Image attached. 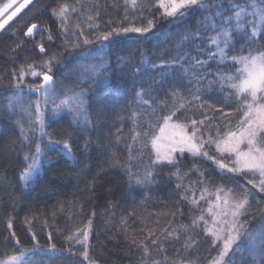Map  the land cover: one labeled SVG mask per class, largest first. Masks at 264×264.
I'll list each match as a JSON object with an SVG mask.
<instances>
[{
	"label": "trees",
	"instance_id": "trees-1",
	"mask_svg": "<svg viewBox=\"0 0 264 264\" xmlns=\"http://www.w3.org/2000/svg\"><path fill=\"white\" fill-rule=\"evenodd\" d=\"M8 1L0 0V6ZM229 2L240 7L229 8ZM250 3L225 0V10L215 20L218 27L203 31V39L189 40L179 48L185 31L194 32L198 19L220 9L213 7L175 26L162 27V0H135V4L132 0H33L0 32V264L37 244L41 248L55 245L61 253L28 252L40 264H209L222 248L207 231V198H197L220 193L239 201L245 189L254 193L247 197L248 205L239 220L248 231L232 256L252 264L247 237L260 227L264 191L247 181L258 183L261 177L259 173L240 175L220 169L217 161L231 165L233 158L220 155L215 148L227 130L239 127L247 110L232 88L240 77L230 58L264 52V22L255 37L257 43L244 44L237 38L235 13L241 7L251 8ZM255 3L264 7V0ZM60 5L71 6L66 17L53 15ZM228 16L232 17L230 24L223 23V17ZM148 21H153L155 36L148 40L135 33L121 37L106 57L110 67L97 66L100 74L107 71L110 76L88 94L86 120L75 112L79 104L76 93L88 89L92 80L76 79L77 60H67V67L58 72V65L53 68L56 94L29 89V85L43 83L42 74L48 71L43 62L54 53L63 56L64 40L76 39L74 25H79L75 31L84 32L81 40L95 41L113 29L147 27ZM65 22L68 31L62 35ZM33 24L40 27L32 37L26 36ZM220 27L229 30L234 43V48H225L223 62L219 55L209 58L218 48L208 37L216 36ZM244 31L250 33L251 29L245 25ZM39 45L44 46V54ZM185 52L189 54L183 61L185 67L193 64L192 57L207 64L191 67L187 73L151 68ZM117 55L127 60L119 70ZM142 60L147 61L146 66ZM136 69L140 75L134 77ZM32 71L41 76H33ZM21 74L23 81L17 88ZM221 75L233 79H221ZM209 81L214 82L211 91ZM74 84L79 87H71ZM64 85L69 90H62ZM137 92L141 94L137 96ZM101 93L108 97V106L102 111L92 99ZM57 105L59 111L54 113ZM169 116L191 132V122H197L195 136L203 141L207 156L185 151L176 153L171 164L153 163L151 139ZM22 129L27 138L21 135ZM50 140L67 141L75 159L67 158ZM39 154L40 170L24 183L22 175ZM149 170L154 173L151 182L137 184V177L143 178ZM89 225L86 260L82 255L85 245L77 241L83 239L82 231ZM259 246L257 239V250Z\"/></svg>",
	"mask_w": 264,
	"mask_h": 264
},
{
	"label": "snow or ice",
	"instance_id": "snow-or-ice-1",
	"mask_svg": "<svg viewBox=\"0 0 264 264\" xmlns=\"http://www.w3.org/2000/svg\"><path fill=\"white\" fill-rule=\"evenodd\" d=\"M29 3V0H24V3L20 4L19 7L12 11L10 15H8L7 20L0 22V28H3L4 25L17 16L18 13L21 12L23 8ZM132 3L135 4V0H132ZM225 0H172L171 4L165 9L163 14L164 18L162 20V27H170L175 26L177 24L182 23L186 18L191 15H195L197 13H202L205 10L210 8H218L219 11L215 13L209 12L207 15L202 16L197 20V29L194 32L185 31L184 35L181 37V40L178 44V48L182 47L183 44L189 40H200L204 37L201 36L203 31H207L209 29L215 30L218 25L216 24V18H220L222 16L223 11L225 10L223 5ZM163 6V5H162ZM252 8V14L259 16L261 21H264V7H258L255 3V0H251L249 5ZM12 7L11 4H6L4 8ZM70 5H60L59 11L53 12V15L58 17H66L67 11L70 8ZM240 7L239 5L232 4L229 2V8ZM75 11V9H72ZM3 11V9H0ZM244 8L241 7L240 11L235 13L236 24L235 28L239 30L240 35L237 37L238 39H242L244 44H252L257 43L255 37L258 35L259 28L257 26H253L251 32L244 31V24L240 23L242 12ZM91 20V17H89ZM232 20L231 16L223 17V23L230 24ZM251 23V22H249ZM40 26L37 24H33L28 27L25 35L31 36L33 32L38 29ZM73 35L76 37L74 40L65 39L63 42V56L60 54H53L48 60H45L44 67L48 69L47 72H43L42 80L43 83L40 85H29V89L34 90L36 92L44 91L47 95L48 93L56 94V88L54 80L55 72H53V68L57 65V72L60 68H66L67 60L75 59L77 60L76 68L79 71L76 73V79L81 82L87 81L88 79L92 80V85L89 86L88 89H81L80 92L76 93L77 98L79 99V104L75 108V112L77 115H82L86 120V109L85 104L89 103L87 97L89 93H94V90L100 85L104 84L110 73L105 71L103 74H100L97 71V66L103 68L110 67L109 61L106 57H108L109 49L111 45L121 37H126L129 34L135 33L138 34L139 37H143V39L148 40L156 35V30L154 28L153 21H148L147 27H127L122 28L117 31L113 29L111 32L103 33L96 37L95 41L88 40L84 38L81 40V37L84 36V32L81 29L80 31H75L76 28H79V25L73 26ZM68 25L67 23H62L61 25V33L62 35H67ZM223 38V42L225 47L220 48V38ZM48 39L52 40V35L48 36ZM212 44H216L218 48L217 53H209V58L211 59L215 55H219L221 58V62L225 58V48H234V43L232 42V38L229 35V30L224 27H220L219 32H217L216 36L208 37ZM261 40H264V36L261 37ZM244 44L241 45L240 51H243ZM39 52L41 54L45 53V48L43 45H39ZM197 51H201L197 46ZM189 54L185 52L183 55H177L173 57L171 61L167 63L154 64L151 65L153 70L157 68H167L169 71L176 69L178 72L182 71L183 73H187L191 67L195 66H203L207 64V61L196 60L195 57H192L193 64L185 67L183 61L187 59ZM118 61L117 70L122 68L124 64L127 62L126 58L123 56H116ZM237 63L242 65L241 69H238V72L241 74V79L238 84H232V88L236 90V96L238 99L243 100L244 104L241 107H246L247 111L244 112L243 117L240 120L239 127L236 130H227L224 133V139L217 143V149L219 152L224 153L227 152L229 154H234L236 156V160L234 162L233 167H228L226 163H222L217 161L218 167L222 170H226L229 173H238L240 175H246L247 173H252L255 175L259 173L261 179L257 183L254 179H249L247 182L251 184L253 188H259L260 191H264V103L260 101H264V52H259L257 55L250 56H233L230 58ZM85 61H93L92 63H87ZM145 66L147 65L146 60L141 61ZM32 65L29 64L28 68L32 69ZM75 71V68L73 69ZM52 73V74H49ZM31 74L33 76L39 77L41 73L36 71H32ZM67 75V73L65 74ZM132 75L139 76L140 69H136ZM204 77L201 76L200 79ZM221 79L231 80L233 79L231 76L224 77L221 75ZM23 81V74L19 77V82L15 85L17 88L20 87V82ZM136 81L133 80V87H135ZM214 86L213 81H209L208 90L211 91ZM71 87H79V85H72ZM62 90H69V86H62ZM143 91V90H141ZM141 93L137 92L136 95L139 96ZM199 99V97H196ZM250 98V99H249ZM95 104L101 109V111L108 106V97L106 94L101 93L99 95H93L92 97ZM62 103H65L62 101ZM147 103V101H145ZM59 111V105H57L53 112ZM37 114L39 117V104H37ZM165 125L160 128V135L154 136L151 140L152 148L157 154V159L153 161V163H158L162 161H167L168 163H173V159L171 156L172 152L179 151L181 153L186 150L192 152L193 154H203L207 156L206 152H201L204 147L203 144H197L195 140V125L196 121H192L193 132L189 135L185 132V126L181 124H172L169 125V121L172 119L171 116L165 117ZM41 125H43V120L40 119ZM73 123H76L75 116L73 117ZM200 123H203L201 121ZM171 127L173 131L170 135L164 137L166 128ZM21 135L24 138H27L21 130ZM147 135V133H145ZM219 135V133H218ZM164 137L169 141L170 147L165 154H161L160 147L158 146V141ZM23 142V141H22ZM49 143L62 152H64L65 156L69 159L74 160L75 157L72 155L71 148L67 141L61 143L60 141H49ZM247 145L246 150H242L241 146ZM85 147H87V142H85ZM36 152H40L39 146L36 149ZM212 159V157H209ZM35 165V158L33 161V165ZM131 175V174H130ZM154 175L152 171H147L143 178L137 177L136 183H150L151 177ZM180 185H177L179 188ZM110 195L113 193H109ZM254 195L248 189L244 190V198L233 204L234 210L231 212L232 220L226 221L228 224V237L223 243V249L219 253V258L214 260L213 264H246V262L241 258V260L237 261L231 254L230 250L233 248L234 241H236L240 235L244 232L248 231L246 224H240V216L243 211L246 210V205H248L247 197ZM227 204V201H225ZM225 215H228L226 212ZM260 215V227L256 231L248 232L247 239L249 240V244L251 247L250 254L253 257L252 264H264V211L259 213ZM9 228L12 227L11 222L8 225ZM89 226H86L82 231L83 239L78 240L77 243L85 245V251L82 254L84 259H88V250H87V241L89 237ZM80 232L81 230H77ZM233 231H235V235H233ZM14 235V234H13ZM35 239V237H33ZM71 239V237L69 238ZM259 239L260 246L257 250L256 241ZM18 243V242H17ZM155 243V241H154ZM33 249L41 253V255H59L60 250H58L55 245H50L48 248H41L38 244L33 245ZM33 249H25V252H30ZM225 257H228L225 260ZM19 257H12V261L19 260ZM8 264V262H5ZM34 264H40V262H34Z\"/></svg>",
	"mask_w": 264,
	"mask_h": 264
},
{
	"label": "rangeland",
	"instance_id": "rangeland-1",
	"mask_svg": "<svg viewBox=\"0 0 264 264\" xmlns=\"http://www.w3.org/2000/svg\"><path fill=\"white\" fill-rule=\"evenodd\" d=\"M15 1L16 0H9L6 4H11L12 5ZM32 2H33V0H29V3L26 5V7H28ZM171 2H172V0H162V4H163L164 9H166L168 7V5L171 4ZM6 4L0 6V9H3V11H0V16L8 9V8H4V6ZM25 8H23L22 11ZM20 13H18L17 16ZM16 17H14L13 19H15ZM12 20L8 21L4 25L3 28H0V32ZM233 22L235 24L237 22L235 17L233 19ZM249 22H251V23H249ZM263 22L264 21H261L259 19V16L252 14V8H249V9L245 8L244 11L242 12L240 23L244 24V26L248 25L251 30H252L253 26H257L259 28L262 25ZM35 31L33 32V34L30 37H32L34 35ZM220 43L223 44L222 47L224 48L225 45H224V42H223V38H222V40H220ZM254 55H257V54H254ZM231 61L236 64V67L234 69H237V73H239L238 77H240V78L238 79V82H237V84H238L240 82V79L242 78L240 72H238V69H241L242 65L240 63H237L236 61H233V60H231ZM260 102L264 103V101H260ZM172 124H181V123H178L176 121L170 120L169 121V125H172ZM164 125H165V122H164V124L162 126H164ZM181 125H183V124H181ZM184 130L189 135L192 134V132L186 126H185ZM172 131H173V129L171 127L166 128L164 137L170 135ZM157 135H160V129L154 136H157ZM164 137H162L158 141V146L160 147V152H161L162 155L165 154L168 151L169 147H170L169 141H167V139H165ZM223 139L224 138H222L221 140H223ZM195 140H196L197 144H203L204 145L203 141L198 139L196 136H195ZM221 140H219V141H221ZM217 143H215V148L218 151ZM150 148H151L152 153H153V160L155 161L157 159V154L153 150L151 142H150ZM241 148H242V150H246L247 145H242ZM178 152L179 151H175V152L171 153L172 159H173L174 155L176 153H178ZM186 152H189V151L186 150ZM201 152L202 153L204 152L203 148H202ZM189 153L193 154L192 152H189ZM218 153L220 155H222V156H232L233 159H232V161L230 163L231 165H228V164L227 165H228V167L236 166V165H234V162L236 160V156L234 154H229L227 152L221 153L219 151H218ZM193 155L205 156L203 154H193ZM162 162H167V161H162ZM40 164H41V156L39 154L37 156V158H35V165L30 167L31 165H33V163H32L26 169L24 174L22 175V179H23L24 183H26V180L28 181L30 178H32L40 170ZM205 195H207V194L199 195L197 200H200V199H203V198L204 199L207 198V209H206V213L208 215V220H206V222H207V231H208V233H210L213 236L215 241H217L220 244L221 248L223 249V243L228 237V230H227L228 229V224L226 223V221L232 220L231 212L234 210L233 204L235 202H237V201L231 199L226 194L215 193V194H212V195L211 194H208L207 196H205ZM197 200H196V203H197ZM225 201H227V204L225 203ZM226 212L228 213V215H225ZM232 234L235 235L236 234L235 231H233ZM243 241H244L243 237H242V235H240V237L236 241H234L233 248L230 250L231 254H232V252H233V250H234V248L236 246H242L243 245ZM248 246L250 247V244H248ZM245 247H247V245ZM250 249H251V247H250ZM13 257H19L20 259L17 260V261H12L11 260L12 257H11V258H8L7 260H5L2 264H5V262H8V264H34V262H39V260L33 261V257L30 256L29 253L25 252V251H22V253H20L18 255H15ZM218 258H219V256H217L214 260H217ZM227 259H228V257H225V260H227ZM214 260L212 262H210L209 264H213Z\"/></svg>",
	"mask_w": 264,
	"mask_h": 264
},
{
	"label": "bare ground",
	"instance_id": "bare-ground-1",
	"mask_svg": "<svg viewBox=\"0 0 264 264\" xmlns=\"http://www.w3.org/2000/svg\"><path fill=\"white\" fill-rule=\"evenodd\" d=\"M24 3V0H16L13 4L12 7L8 8L1 16H0V22H3L7 20L8 15L11 14L12 11H15L17 7L20 6V4ZM22 11V10H21Z\"/></svg>",
	"mask_w": 264,
	"mask_h": 264
}]
</instances>
